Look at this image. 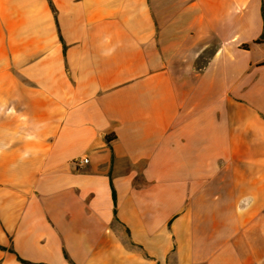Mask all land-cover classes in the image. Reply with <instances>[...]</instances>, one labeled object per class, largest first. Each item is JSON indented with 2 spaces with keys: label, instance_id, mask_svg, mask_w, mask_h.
Listing matches in <instances>:
<instances>
[{
  "label": "crops",
  "instance_id": "0c3cea01",
  "mask_svg": "<svg viewBox=\"0 0 264 264\" xmlns=\"http://www.w3.org/2000/svg\"><path fill=\"white\" fill-rule=\"evenodd\" d=\"M263 19L0 0V264H264Z\"/></svg>",
  "mask_w": 264,
  "mask_h": 264
},
{
  "label": "trees",
  "instance_id": "16d2710c",
  "mask_svg": "<svg viewBox=\"0 0 264 264\" xmlns=\"http://www.w3.org/2000/svg\"><path fill=\"white\" fill-rule=\"evenodd\" d=\"M262 40H264V19H263V31H262L261 35L259 36V38L254 40V42H259V41H262ZM112 194H113V200H114V191H112ZM19 260H21L24 263L26 262L25 260L20 259V258H19ZM36 264H44V263H36Z\"/></svg>",
  "mask_w": 264,
  "mask_h": 264
},
{
  "label": "built area",
  "instance_id": "2783aa9c",
  "mask_svg": "<svg viewBox=\"0 0 264 264\" xmlns=\"http://www.w3.org/2000/svg\"><path fill=\"white\" fill-rule=\"evenodd\" d=\"M87 160H88V159H87L86 157H84V158H82V159L80 160V162H81V163H86Z\"/></svg>",
  "mask_w": 264,
  "mask_h": 264
},
{
  "label": "rangeland",
  "instance_id": "374dc122",
  "mask_svg": "<svg viewBox=\"0 0 264 264\" xmlns=\"http://www.w3.org/2000/svg\"><path fill=\"white\" fill-rule=\"evenodd\" d=\"M254 52H255V54H258V49H255V51H254Z\"/></svg>",
  "mask_w": 264,
  "mask_h": 264
}]
</instances>
